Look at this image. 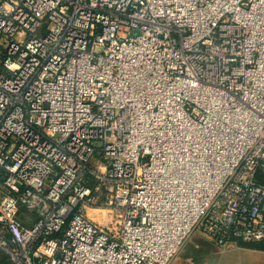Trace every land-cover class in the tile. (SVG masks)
<instances>
[{
  "label": "built area",
  "instance_id": "built-area-1",
  "mask_svg": "<svg viewBox=\"0 0 264 264\" xmlns=\"http://www.w3.org/2000/svg\"><path fill=\"white\" fill-rule=\"evenodd\" d=\"M195 233L264 242V0H0L3 264H170Z\"/></svg>",
  "mask_w": 264,
  "mask_h": 264
},
{
  "label": "rangeland",
  "instance_id": "rangeland-1",
  "mask_svg": "<svg viewBox=\"0 0 264 264\" xmlns=\"http://www.w3.org/2000/svg\"><path fill=\"white\" fill-rule=\"evenodd\" d=\"M98 156V154H96ZM104 197L96 200L94 205L88 206L86 213L99 224L114 226L107 223L110 211ZM4 262V255L0 251V264ZM170 264H264V249H255L237 245L222 249L199 233L192 234L184 242Z\"/></svg>",
  "mask_w": 264,
  "mask_h": 264
},
{
  "label": "trees",
  "instance_id": "trees-1",
  "mask_svg": "<svg viewBox=\"0 0 264 264\" xmlns=\"http://www.w3.org/2000/svg\"><path fill=\"white\" fill-rule=\"evenodd\" d=\"M239 245L248 248L264 249V242H240Z\"/></svg>",
  "mask_w": 264,
  "mask_h": 264
},
{
  "label": "bare ground",
  "instance_id": "bare-ground-1",
  "mask_svg": "<svg viewBox=\"0 0 264 264\" xmlns=\"http://www.w3.org/2000/svg\"><path fill=\"white\" fill-rule=\"evenodd\" d=\"M213 146H215V142L213 141V144H212V146L211 147H213Z\"/></svg>",
  "mask_w": 264,
  "mask_h": 264
}]
</instances>
